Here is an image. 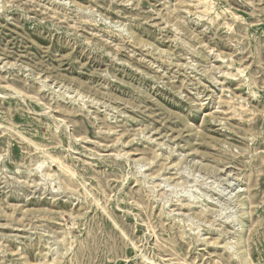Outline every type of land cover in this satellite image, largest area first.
<instances>
[{
	"label": "rangeland",
	"instance_id": "374dc122",
	"mask_svg": "<svg viewBox=\"0 0 264 264\" xmlns=\"http://www.w3.org/2000/svg\"><path fill=\"white\" fill-rule=\"evenodd\" d=\"M0 264H264V0H0Z\"/></svg>",
	"mask_w": 264,
	"mask_h": 264
},
{
	"label": "bare ground",
	"instance_id": "6f19581e",
	"mask_svg": "<svg viewBox=\"0 0 264 264\" xmlns=\"http://www.w3.org/2000/svg\"><path fill=\"white\" fill-rule=\"evenodd\" d=\"M208 9H209V7H208ZM217 80H218V78H217ZM231 262V261H230Z\"/></svg>",
	"mask_w": 264,
	"mask_h": 264
}]
</instances>
